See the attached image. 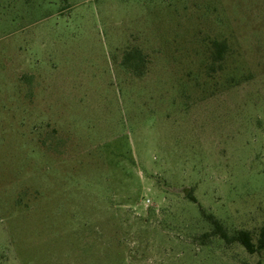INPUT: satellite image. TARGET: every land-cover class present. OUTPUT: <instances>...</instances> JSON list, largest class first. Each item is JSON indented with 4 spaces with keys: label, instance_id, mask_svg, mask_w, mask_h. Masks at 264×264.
Returning <instances> with one entry per match:
<instances>
[{
    "label": "rangeland",
    "instance_id": "374dc122",
    "mask_svg": "<svg viewBox=\"0 0 264 264\" xmlns=\"http://www.w3.org/2000/svg\"><path fill=\"white\" fill-rule=\"evenodd\" d=\"M203 214L264 220V0H0V264H264Z\"/></svg>",
    "mask_w": 264,
    "mask_h": 264
},
{
    "label": "trees",
    "instance_id": "16d2710c",
    "mask_svg": "<svg viewBox=\"0 0 264 264\" xmlns=\"http://www.w3.org/2000/svg\"><path fill=\"white\" fill-rule=\"evenodd\" d=\"M212 56L211 59L214 62L221 61L224 54L227 52V45L224 42H212ZM139 58L138 54H129L127 56L128 59H137ZM186 199L190 202L196 204L195 198L190 194H186ZM204 218L210 223L212 227V231L210 232L213 236H218L221 240L225 242H233L238 243L248 254H254L260 252L264 249V220L262 226L260 227L257 235H256V242L252 243L251 235L248 232L239 231L231 236H228L222 225L220 224L219 220L214 218L212 215L203 214Z\"/></svg>",
    "mask_w": 264,
    "mask_h": 264
}]
</instances>
